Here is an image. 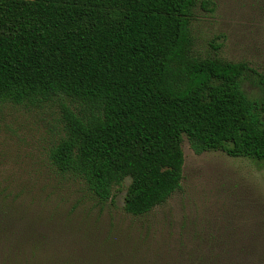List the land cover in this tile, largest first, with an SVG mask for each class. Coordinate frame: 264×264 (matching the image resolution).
I'll return each instance as SVG.
<instances>
[{
	"label": "trees",
	"instance_id": "16d2710c",
	"mask_svg": "<svg viewBox=\"0 0 264 264\" xmlns=\"http://www.w3.org/2000/svg\"><path fill=\"white\" fill-rule=\"evenodd\" d=\"M195 1L0 0V103H57L49 161L100 205L126 179V214L164 204L180 188L183 137L195 153L264 163V75L263 99H251L246 63L192 54ZM51 222L1 195L0 264L157 263L147 247L112 249L109 235L97 245ZM181 244L174 264H264L255 234L220 235L198 254Z\"/></svg>",
	"mask_w": 264,
	"mask_h": 264
},
{
	"label": "rangeland",
	"instance_id": "374dc122",
	"mask_svg": "<svg viewBox=\"0 0 264 264\" xmlns=\"http://www.w3.org/2000/svg\"><path fill=\"white\" fill-rule=\"evenodd\" d=\"M189 30L194 56L246 63L251 70L242 90L263 99L264 0H196ZM61 136L57 103H0V196L17 198L54 229L84 233L97 245L110 236L112 249L146 253L147 247L156 264H174L181 243L198 254L220 235L264 237V163L221 151L195 153L183 137L180 188L149 214L133 217L123 211L129 179L100 205L80 178L54 169L49 154Z\"/></svg>",
	"mask_w": 264,
	"mask_h": 264
}]
</instances>
